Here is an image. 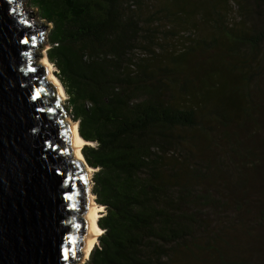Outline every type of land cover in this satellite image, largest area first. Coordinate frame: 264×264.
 Instances as JSON below:
<instances>
[{"label":"trees","instance_id":"trees-1","mask_svg":"<svg viewBox=\"0 0 264 264\" xmlns=\"http://www.w3.org/2000/svg\"><path fill=\"white\" fill-rule=\"evenodd\" d=\"M28 5L105 209L86 264H264V0Z\"/></svg>","mask_w":264,"mask_h":264},{"label":"water","instance_id":"water-1","mask_svg":"<svg viewBox=\"0 0 264 264\" xmlns=\"http://www.w3.org/2000/svg\"><path fill=\"white\" fill-rule=\"evenodd\" d=\"M26 1L0 0V264H80L96 196Z\"/></svg>","mask_w":264,"mask_h":264},{"label":"bare ground","instance_id":"bare-ground-1","mask_svg":"<svg viewBox=\"0 0 264 264\" xmlns=\"http://www.w3.org/2000/svg\"><path fill=\"white\" fill-rule=\"evenodd\" d=\"M42 62H45L46 65L48 66V68L50 69V76H51V79L53 80V84H57L59 86V90H60V94L63 96L64 100L66 99V94H65V91L63 89V86L62 84L60 83V81L56 78V76L54 75V66L48 61L47 59V56L44 55L43 59H42ZM73 125H74V128H73V137L75 139V142H74V147L76 148V151H75V156L77 157L78 160H80L83 164V167L86 171L89 177V179L91 180L92 176H93V172L94 170L89 168L86 164H85V161H84V156L82 154V148L83 146H85L86 144H88L86 141H84L82 138H80L79 136V126L77 123L73 122V121H70ZM90 185H91V182H90ZM91 196L95 197L94 195H92L90 193ZM93 207L92 209V212L89 214V219L91 220V232H92V235L94 237H96L95 241H92L91 242V245H90V248L88 249V251L86 252L85 254V257H84V261H88L89 258H90V254L92 252V250L94 249V247L98 244V239L99 237L101 236L102 232L100 231L101 228L98 227V221L100 220L99 218H101V213H104V207L103 206H99L97 203H96V197L95 199L92 200V203H91Z\"/></svg>","mask_w":264,"mask_h":264},{"label":"rangeland","instance_id":"rangeland-1","mask_svg":"<svg viewBox=\"0 0 264 264\" xmlns=\"http://www.w3.org/2000/svg\"><path fill=\"white\" fill-rule=\"evenodd\" d=\"M22 6H23V10H28V9H31L30 7H29V5H28V0L26 1V3H22ZM34 20L35 21H37V23L38 24H41L42 22L41 21H39L38 19H37V17H34ZM48 49V48H47ZM47 49H44V50H42V53L45 55L46 54V51H47ZM54 66V65H53ZM54 75L56 76V74H57V69L54 67ZM56 78H57V76H56ZM58 79V78H57ZM65 94H66V92H65ZM67 99H68V97H67V94H66V99L63 101V103H62V105H63V107H64V109L66 110V112H67ZM67 114H68V117H69V120L70 121H74L73 120V118L69 115L70 113H68L67 112ZM76 123V122H75ZM84 147V146H83ZM104 213H105V210H104ZM99 219H101V218H99ZM101 231V230H100ZM102 232V231H101ZM98 245V244H97ZM88 261H84L83 260V262L82 263H80V264H86Z\"/></svg>","mask_w":264,"mask_h":264},{"label":"snow or ice","instance_id":"snow-or-ice-1","mask_svg":"<svg viewBox=\"0 0 264 264\" xmlns=\"http://www.w3.org/2000/svg\"><path fill=\"white\" fill-rule=\"evenodd\" d=\"M12 2V0H9V3H11ZM21 43H27V41H21ZM33 98H35V97H33Z\"/></svg>","mask_w":264,"mask_h":264},{"label":"built area","instance_id":"built-area-1","mask_svg":"<svg viewBox=\"0 0 264 264\" xmlns=\"http://www.w3.org/2000/svg\"><path fill=\"white\" fill-rule=\"evenodd\" d=\"M104 214H105V213H101V215H100V216H101V218L103 217V215H104Z\"/></svg>","mask_w":264,"mask_h":264},{"label":"clouds","instance_id":"clouds-1","mask_svg":"<svg viewBox=\"0 0 264 264\" xmlns=\"http://www.w3.org/2000/svg\"><path fill=\"white\" fill-rule=\"evenodd\" d=\"M102 231V230H101Z\"/></svg>","mask_w":264,"mask_h":264}]
</instances>
